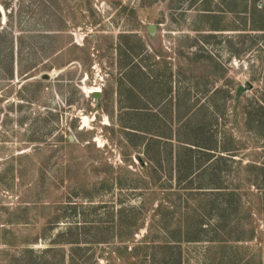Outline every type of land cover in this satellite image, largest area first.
Here are the masks:
<instances>
[{"label": "rangeland", "instance_id": "obj_1", "mask_svg": "<svg viewBox=\"0 0 264 264\" xmlns=\"http://www.w3.org/2000/svg\"><path fill=\"white\" fill-rule=\"evenodd\" d=\"M187 120L221 172L179 180ZM36 262L264 264V0H0V264Z\"/></svg>", "mask_w": 264, "mask_h": 264}, {"label": "trees", "instance_id": "obj_2", "mask_svg": "<svg viewBox=\"0 0 264 264\" xmlns=\"http://www.w3.org/2000/svg\"><path fill=\"white\" fill-rule=\"evenodd\" d=\"M143 112V111H141ZM180 128L177 129V133H174L176 135V140L178 141L177 145L174 146L172 144H169L170 146V153L173 154V163L175 166L176 171L178 172L179 180L190 178L194 175H201L203 173H200L204 169H211L212 171H219L221 172V169L218 170V167L215 165L214 159L221 158L223 159V154L221 155L217 149L216 145H211V144H206L202 143L199 140L196 139V129H198L196 126L191 125L189 120L183 121L180 123ZM195 131V134H194ZM169 135H173L170 133ZM158 136L155 134L154 137L152 136L149 140H147L146 145L154 144L159 146L160 141L157 138ZM167 138H170L168 135L164 136ZM221 151V150H219ZM227 151V150H225ZM199 153L201 156L205 155V160L202 162L201 156H199ZM198 154V157L196 155ZM229 154V153H228ZM221 156V157H219ZM183 170L185 171L183 173ZM187 170V171H186ZM191 179V178H190ZM191 181V180H190ZM198 185L195 187L196 191L199 190H208L209 192H212V194H217L221 195L224 197L222 201H224V206H223V215H220V219L216 221V223L213 224L217 232H219L222 235H225L227 237V233L225 234L224 232L228 229V217L230 216V208H231V203L229 202L228 199L225 197H232L236 198L235 203L238 204L239 201H241V194L236 193V191L232 188H228L226 186H223L221 183H215V182H208V183H197ZM199 199L197 200V202ZM218 201V200H217ZM200 204V205H199ZM198 206L199 208L202 209L203 204L199 203ZM240 204V203H239ZM242 205V204H241ZM216 207V206H215ZM241 208H243L241 206ZM213 210V209H212ZM221 210V209H220ZM217 215V213H216ZM196 221L199 222V217L196 213H188L184 219L183 222V231H180V227L176 228L173 232V238L174 241H198L199 237H193L192 235L194 233H197V231H191V228L195 226ZM202 221V219L200 220ZM201 224V223H200ZM226 225V228H223V226ZM199 231H203L202 227L199 228ZM198 231V232H199ZM215 232V235L218 236V233ZM229 238H233L236 240L237 236L231 237L228 234V240H231ZM221 239H214L213 241L218 242ZM166 244V243H165ZM19 263V262H18ZM44 263V262H43ZM42 263V264H43ZM35 264H40V262H36Z\"/></svg>", "mask_w": 264, "mask_h": 264}, {"label": "water", "instance_id": "obj_3", "mask_svg": "<svg viewBox=\"0 0 264 264\" xmlns=\"http://www.w3.org/2000/svg\"><path fill=\"white\" fill-rule=\"evenodd\" d=\"M99 95V91H93V96L97 97ZM70 139H72V136H69Z\"/></svg>", "mask_w": 264, "mask_h": 264}, {"label": "bare ground", "instance_id": "obj_4", "mask_svg": "<svg viewBox=\"0 0 264 264\" xmlns=\"http://www.w3.org/2000/svg\"><path fill=\"white\" fill-rule=\"evenodd\" d=\"M96 90H98V89H96ZM96 90H95V91H96Z\"/></svg>", "mask_w": 264, "mask_h": 264}]
</instances>
